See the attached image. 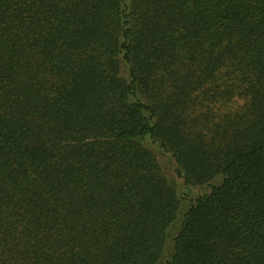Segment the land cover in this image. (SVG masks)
I'll list each match as a JSON object with an SVG mask.
<instances>
[{"label":"trees","instance_id":"obj_1","mask_svg":"<svg viewBox=\"0 0 264 264\" xmlns=\"http://www.w3.org/2000/svg\"><path fill=\"white\" fill-rule=\"evenodd\" d=\"M156 262L264 264V0H0V264Z\"/></svg>","mask_w":264,"mask_h":264},{"label":"rangeland","instance_id":"obj_2","mask_svg":"<svg viewBox=\"0 0 264 264\" xmlns=\"http://www.w3.org/2000/svg\"><path fill=\"white\" fill-rule=\"evenodd\" d=\"M157 160H158V164L159 167L161 169V172L170 177V179L172 181L173 178H171V173H172V163L170 161V159L168 157H162L160 154H156ZM175 185L177 186V183L174 181ZM202 192V190L200 188H194L191 192H190V197L188 200L183 199V202L180 205V208L178 210L176 219L174 221V223L172 224V226L169 228L168 230V242L171 239V237L175 234V232L177 231L179 224H180V220L182 217V214L186 211L187 206L189 205V201L194 200L197 195H199ZM180 195V194H179ZM168 249L165 250V257L167 258L168 255Z\"/></svg>","mask_w":264,"mask_h":264},{"label":"water","instance_id":"obj_3","mask_svg":"<svg viewBox=\"0 0 264 264\" xmlns=\"http://www.w3.org/2000/svg\"><path fill=\"white\" fill-rule=\"evenodd\" d=\"M155 264H159L158 262H156Z\"/></svg>","mask_w":264,"mask_h":264}]
</instances>
